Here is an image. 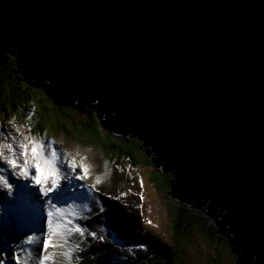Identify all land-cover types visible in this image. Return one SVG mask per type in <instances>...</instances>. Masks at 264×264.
<instances>
[{"label":"water","instance_id":"water-1","mask_svg":"<svg viewBox=\"0 0 264 264\" xmlns=\"http://www.w3.org/2000/svg\"><path fill=\"white\" fill-rule=\"evenodd\" d=\"M7 52L264 264V0H0Z\"/></svg>","mask_w":264,"mask_h":264},{"label":"snow or ice","instance_id":"snow-or-ice-1","mask_svg":"<svg viewBox=\"0 0 264 264\" xmlns=\"http://www.w3.org/2000/svg\"><path fill=\"white\" fill-rule=\"evenodd\" d=\"M14 119L8 123L13 124ZM27 120H32L31 114L27 116ZM27 132H31V127L27 128ZM20 135L23 136L22 139L19 138ZM54 144V141H46L43 137L23 134L20 128L15 129V134L4 136V140L0 142V189L5 190L7 196H12L14 181L10 178L24 181L22 184H15L16 202L11 206L15 208L19 202L37 212L47 206L43 240L35 234L27 235L22 243L29 247L13 254L15 264H63V261L74 264V256L81 250L80 244L83 241L74 242L73 237L83 238L87 233L97 239L96 233L88 232L77 221L88 219L84 213L91 211L88 206L90 202L98 203L93 192L98 191L97 186L102 184L103 178L97 175L94 183L88 186L75 183L90 176L91 165L85 163L87 157H82L79 163L75 157L69 160ZM107 167L105 164L106 169ZM77 168L80 169L79 172ZM6 172L8 175H5ZM140 187H144L143 180L140 181ZM85 188L86 190H82ZM0 198L6 199V196ZM140 199H144L142 193ZM76 201H81V204L77 205ZM103 210L101 207L100 211ZM147 223L152 225L151 220ZM98 238L101 242L104 240L103 235ZM56 248L64 251L49 252V249ZM57 255L62 256L63 260L58 262ZM0 264H5V261L0 259Z\"/></svg>","mask_w":264,"mask_h":264},{"label":"rangeland","instance_id":"rangeland-1","mask_svg":"<svg viewBox=\"0 0 264 264\" xmlns=\"http://www.w3.org/2000/svg\"><path fill=\"white\" fill-rule=\"evenodd\" d=\"M14 61L15 56L13 54H6L4 55L3 63H0V88L3 90V95L4 92L6 94H13L15 96L13 104L21 103L24 109H31L38 103L37 105L41 108V114L45 119L46 112L51 113L52 116L59 117L61 120H55L56 128L54 130L56 132L53 135L58 138L65 148L71 147L73 152H77L80 149L79 146H82L89 153H97L99 156L100 154L96 150V146L101 144L107 149H127L133 159V168L136 170V175H138L139 170L145 171V168L149 169L147 183L156 194L154 196L156 201L155 209L159 214L161 211H165L166 223L168 224L173 221V225L177 227L176 229L170 227L167 232L169 234L178 232L179 235L176 252H173L170 247V237L167 239L166 249H170L171 253L167 251L166 256L160 257L159 255H163V253L157 248L153 250L158 252L159 260L157 262L163 261L162 264H237V259L240 258L241 252L235 249V245H232L233 242H228L227 232L222 235L215 226L213 219L201 209L194 208L192 205L186 207L175 206L171 202L168 198V193L174 177L167 173L155 172L152 169L151 158L144 155L145 146L141 145V143L137 146L139 141L131 137L112 138L109 134L100 131V121L93 112H85L83 114L76 112L70 105H52L49 99L46 98L47 93L44 92L43 87L45 86L43 84H39L43 85V87L36 88L31 87L29 82L26 84L20 83L18 72L14 69ZM15 85L21 88H16ZM27 89L28 91H26ZM107 137L111 140L107 139ZM126 161L130 162L128 159ZM141 163H144V166L139 165ZM120 166H123V163ZM145 192H142L144 193L143 196H145ZM158 194L162 197H159ZM159 199L160 201H158ZM145 201L149 203L148 200ZM174 209L179 212L178 220L180 222H177L173 218ZM189 217L192 218L189 220ZM194 224H196L197 230ZM197 232L199 233L197 234ZM204 234L207 235V238L210 237L207 244L199 242L200 239L204 238ZM187 236L193 237L189 238L193 245L186 246L187 241L185 237ZM196 245H198V248ZM93 247L94 245L90 248Z\"/></svg>","mask_w":264,"mask_h":264},{"label":"bare ground","instance_id":"bare-ground-1","mask_svg":"<svg viewBox=\"0 0 264 264\" xmlns=\"http://www.w3.org/2000/svg\"><path fill=\"white\" fill-rule=\"evenodd\" d=\"M2 54H4V53H1L0 55H2ZM66 105L67 104H65L64 106H66ZM81 111H83V110H81ZM69 150H71V149H69ZM83 155H86L87 156L86 161L90 162L91 155L87 154L86 152H84V154H78L79 161L81 160ZM90 165H92L94 167V170L96 172H98L99 174H102L100 169H99V166L97 164L90 162ZM148 172H149V169L145 168V171H142L141 175L136 176L133 179V186H132L133 190L129 193L130 196H128V200H127L126 204H124L126 206H124V205L123 206H112L109 209V213L111 215H113L112 220L114 223V226H111V229H113L115 227L116 229H119L123 233L127 234L128 236H135V238L138 236V233L140 230H139V218H138L136 207L138 208L139 204H142V201H139L138 198H139V195L142 192H144V191H142V188L140 187V181L141 180H143V183H144L143 188L146 191L145 192V199L150 202V204L148 203L149 205L143 204V206H142L144 215L147 216L150 220H152L153 217H156V215H157V216H159L160 220L163 221V223L166 222L165 211H161V213L159 214L157 212V210L155 209L156 201H155L154 196H156V195H155L152 187L147 183ZM92 175L95 177L93 172H92ZM94 181H95V179H94ZM22 183H24V182H22ZM126 183H127V181L123 175H119L117 173H114L112 176V182L110 183V185L106 186V190L107 191H117V189H115L117 187L118 189H121L124 191V187H125ZM119 184H123V185L119 186ZM110 194H111V192H106L105 195L104 194L99 195L97 198L98 203H95L94 206L96 208H101L105 204V201L110 198ZM142 194H144V193H142ZM12 197H14V199H15L14 193H13ZM15 202H16V199H15ZM17 206L22 208V204H20L19 202H17ZM26 206L30 210L32 209L28 205H26ZM24 215L25 214H22L20 216V219H23ZM190 218H192V217H189V220H190ZM30 223H31L30 224L31 226L39 229V222L37 220L32 219ZM92 225L95 227V221H92ZM194 225H195V228L197 230L196 224H194ZM198 233L199 232H197V234ZM139 236L142 237L141 234ZM209 238H207V235L204 234V238L200 239L199 242L207 244ZM185 239L187 241L186 246L193 245L192 242L187 237H185ZM130 240H134V239H130ZM200 246H201V244H200ZM196 247L198 248V245H196ZM199 253H201V251H199ZM94 256L97 257L98 258L97 261L100 264H102V261H104V260H100L99 252L94 253Z\"/></svg>","mask_w":264,"mask_h":264},{"label":"trees","instance_id":"trees-1","mask_svg":"<svg viewBox=\"0 0 264 264\" xmlns=\"http://www.w3.org/2000/svg\"><path fill=\"white\" fill-rule=\"evenodd\" d=\"M9 55V54H11V53H4V54H2V55H0V63L2 64L3 63V59H4V55ZM14 55V54H13ZM14 69H16V72H18V75H19V77H18V79L20 80V83H22V84H26L27 83V81L25 80V77H24V75H23V73H22V71H21V69H20V67H18L17 65H16V57H15V61H14ZM29 85L31 86V87H36V88H39L40 86H42L43 87V85H39V84H37V85H35L34 84V82H29ZM22 86H24V85H22ZM44 88V92H46V87H43ZM28 90V89H27ZM41 92V91H40ZM43 92V91H42ZM47 93V92H46ZM107 139H109V140H111L110 138H108L107 137ZM140 145V143L139 144H137V146H139ZM142 145V144H141Z\"/></svg>","mask_w":264,"mask_h":264},{"label":"clouds","instance_id":"clouds-1","mask_svg":"<svg viewBox=\"0 0 264 264\" xmlns=\"http://www.w3.org/2000/svg\"><path fill=\"white\" fill-rule=\"evenodd\" d=\"M9 53V52H8Z\"/></svg>","mask_w":264,"mask_h":264}]
</instances>
